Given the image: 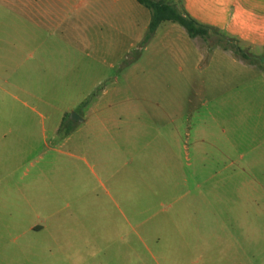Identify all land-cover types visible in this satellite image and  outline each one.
<instances>
[{"label":"rangeland","instance_id":"rangeland-1","mask_svg":"<svg viewBox=\"0 0 264 264\" xmlns=\"http://www.w3.org/2000/svg\"><path fill=\"white\" fill-rule=\"evenodd\" d=\"M136 5L0 25V264H264V52Z\"/></svg>","mask_w":264,"mask_h":264},{"label":"crops","instance_id":"crops-1","mask_svg":"<svg viewBox=\"0 0 264 264\" xmlns=\"http://www.w3.org/2000/svg\"><path fill=\"white\" fill-rule=\"evenodd\" d=\"M111 1L114 5H108L109 0H0V13H4L0 25H5L8 19H17L24 28L93 27L98 22H106L109 11L124 13L135 8L140 10L136 5L140 3L136 0L137 3L134 0ZM171 3L198 23L235 39L249 48L250 53L262 58L264 0H172ZM192 38L198 40L199 36ZM52 40L50 43L55 41ZM220 57L228 61V73L232 76L256 68L264 70L253 64L249 56L244 58L229 48H222ZM42 228L35 224L28 229Z\"/></svg>","mask_w":264,"mask_h":264},{"label":"trees","instance_id":"trees-1","mask_svg":"<svg viewBox=\"0 0 264 264\" xmlns=\"http://www.w3.org/2000/svg\"><path fill=\"white\" fill-rule=\"evenodd\" d=\"M136 1L150 11V21L148 23L145 39H148L155 32L157 26L164 21H171L180 24L184 27L190 37L204 36L207 33V30L210 29L188 16L182 9L178 8L175 3L166 0ZM236 52L242 57L248 58V55L245 52L240 50H236Z\"/></svg>","mask_w":264,"mask_h":264},{"label":"water","instance_id":"water-1","mask_svg":"<svg viewBox=\"0 0 264 264\" xmlns=\"http://www.w3.org/2000/svg\"><path fill=\"white\" fill-rule=\"evenodd\" d=\"M70 119L73 120V121H76V120H79V121H83L82 118H80L76 113L74 112H71L70 114Z\"/></svg>","mask_w":264,"mask_h":264}]
</instances>
